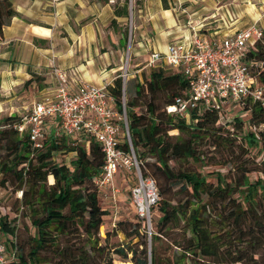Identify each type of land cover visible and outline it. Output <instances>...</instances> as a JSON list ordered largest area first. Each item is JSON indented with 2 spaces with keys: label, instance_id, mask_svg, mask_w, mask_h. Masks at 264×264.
I'll list each match as a JSON object with an SVG mask.
<instances>
[{
  "label": "trees",
  "instance_id": "trees-1",
  "mask_svg": "<svg viewBox=\"0 0 264 264\" xmlns=\"http://www.w3.org/2000/svg\"><path fill=\"white\" fill-rule=\"evenodd\" d=\"M170 1L161 0L162 6L169 8ZM16 14L10 0H0V40L3 26ZM114 14H127V4L115 7ZM244 61L254 83L264 85V24ZM110 89L121 110V77ZM189 93L190 80L179 67L157 66L126 98L132 147L142 176L155 182L158 200L152 208L159 216L152 226L138 215L118 220L104 237L100 227L108 212L93 181L104 158L94 138L51 130L36 149L14 126L23 115L2 117L0 188L12 183L21 191L20 214L33 229L22 242L16 225L0 216L3 234L15 236L9 264H264V178L250 177L264 171L259 167L264 160L253 165L249 156L251 147H264V103L246 99L228 108L192 109L187 116L167 111L176 97ZM141 102L144 111L138 110ZM231 106L246 118L222 122ZM205 148L229 165L227 173L200 170L212 160ZM62 152L73 153L69 163L54 158ZM118 232L126 240L111 242Z\"/></svg>",
  "mask_w": 264,
  "mask_h": 264
},
{
  "label": "crops",
  "instance_id": "crops-1",
  "mask_svg": "<svg viewBox=\"0 0 264 264\" xmlns=\"http://www.w3.org/2000/svg\"><path fill=\"white\" fill-rule=\"evenodd\" d=\"M242 1L171 0L170 7L164 8L161 0H10L17 14L3 26L0 40V120L17 111V101L26 91L23 85L33 82L34 75L45 84L39 98L56 90V76L47 72L51 57L72 90L80 83L113 86L127 42L134 61L129 75L134 78L150 69L146 62L152 51L190 38L192 28L217 39L254 21L263 25L264 12L232 7ZM124 4L127 14L115 16L114 8ZM116 180L131 182L119 171L113 179L119 191ZM107 193L102 202L124 200L119 192Z\"/></svg>",
  "mask_w": 264,
  "mask_h": 264
},
{
  "label": "built area",
  "instance_id": "built-area-1",
  "mask_svg": "<svg viewBox=\"0 0 264 264\" xmlns=\"http://www.w3.org/2000/svg\"><path fill=\"white\" fill-rule=\"evenodd\" d=\"M192 29L190 38L172 41L164 51H152L146 62L148 67H179L190 80L189 95L176 97L167 111L187 116L192 109L227 106L246 99L263 104L264 85L254 83L244 61L248 46L261 38L263 25L254 21L234 34L217 39ZM53 73L56 90L34 100L14 126L28 135L36 149L42 148L43 139L51 130H59L70 138L92 136L104 158L101 173L93 179L100 199L107 192L112 196L119 192L113 183L119 171L132 173L136 180L130 188L132 204L138 216L150 225V208L156 204L158 193L154 180L142 176L132 147L125 111L127 72L122 75L121 110L110 89L112 86L80 83L72 90L60 68L53 65ZM14 256V250L7 256L5 245L0 242V264H9Z\"/></svg>",
  "mask_w": 264,
  "mask_h": 264
},
{
  "label": "rangeland",
  "instance_id": "rangeland-1",
  "mask_svg": "<svg viewBox=\"0 0 264 264\" xmlns=\"http://www.w3.org/2000/svg\"><path fill=\"white\" fill-rule=\"evenodd\" d=\"M234 9H240L242 8V10L244 12L246 8H249L250 11H257L260 14H262L264 12V0H245L244 2L242 1L240 4H235L232 6ZM247 11V12H248ZM127 40H128V34H127ZM126 51L124 53V59H123V66H122V70L120 71V76L121 79H123V74L124 71L127 72V76L125 77V100L128 97V95H131L133 93L134 90V85L137 82H140L143 80V76L144 74H147L149 72V69H147L146 71H141L139 72V74H136V76L134 78L131 77V75H129L132 70V64L134 61L132 60L131 54H130V42H127V46H126ZM166 49V47H165ZM164 51V50H163ZM52 59V57H51ZM51 59L49 61L50 63V67H47L48 71L47 72H52L53 73V65H55V61L51 62ZM54 63V64H53ZM56 66V65H55ZM167 68V67H166ZM168 69V68H167ZM145 72V73H143ZM54 74V73H53ZM139 75H141V78H139ZM37 75H34L33 77V82L32 79L28 80L23 87L25 88V92L23 93V95L21 96V98L17 101V104L15 106V108H17V111H15V113L13 114H17V115H24L27 112V109L31 106V103L34 100L39 99V95L41 94L42 91H44L43 87H44V83L39 82V79L36 78ZM142 105H140V107L138 108V110H142L144 111V104L143 102H141ZM230 104V103H229ZM228 104V105H229ZM14 105V104H13ZM224 106L226 108H228L229 106ZM232 105V104H231ZM235 116H239L241 119H245L246 118V113L242 110H239V108L237 106L233 107L231 106L228 109V112H226L225 117L222 119V122H225V120H231L233 119ZM172 134L176 133V131H172ZM205 153L207 154V157L210 158L209 156H211L212 160H208L210 162V164L208 163L206 166L200 168V170L204 171V172H208V171H212V170H219L222 173H227V170L229 169V165L225 166L223 164H220L218 162L221 161V158L219 156V154H215L212 149H208L205 148L204 149ZM249 156H250V160L252 162V164L254 165L256 162L259 163L262 160H264V147H262L261 145H259L258 147H251L250 152H249ZM55 159H59L65 163H69L70 160L73 158V153L68 152V153H57L55 154ZM253 161H255V163H253ZM252 165V166H253ZM259 167L261 169H264V166L261 164L259 165ZM127 177L131 178V182L127 185L126 183H122L119 182L118 180H116V183L120 189L119 194L121 195V197L124 196V200L118 201L117 204H110V203H106V202H101V206L103 208H105L108 212V215L105 217L104 220V224L100 227V235L102 237L105 236V232L106 230L111 228V223L117 222L118 220H123V219H129V220H134L137 217V211L135 206L132 204V199H131V194H130V188L135 185L136 180L134 178V175L132 173H126ZM250 177L251 179H256L257 177L260 178H264V171L263 172H258V171H252L250 173ZM49 182H52V178L49 177L48 178ZM21 199V191L14 190V186L12 185V183H7L5 185V187H1L0 188V216H2L3 214L7 215V221H11L12 224L16 225V233L18 236V240H21L22 242L24 240H26L27 236L29 233L33 232V229L31 227L28 226V228L26 227V220L25 218H23L20 214V202H18L17 200L20 201ZM159 216L158 211L156 210V208H150V225L152 226V224L156 221L157 217ZM147 222V221H146ZM15 236H11V235H6L3 234L2 230L0 229V242L4 243L5 246L8 245V249H7V254H10L11 250L14 249V245L10 244L9 242H13L15 239ZM124 241L126 240L124 234L122 232H118V235L116 237H112L111 238V242L112 241ZM137 240V238L134 239V242ZM7 248V247H6ZM165 252H168V247L165 246ZM10 259V257H9ZM116 264H121L124 263L122 261L119 260H115ZM222 264V263H220ZM224 264V263H223Z\"/></svg>",
  "mask_w": 264,
  "mask_h": 264
}]
</instances>
